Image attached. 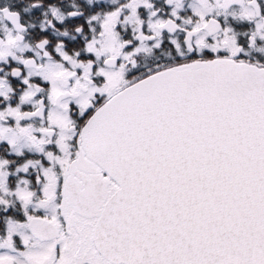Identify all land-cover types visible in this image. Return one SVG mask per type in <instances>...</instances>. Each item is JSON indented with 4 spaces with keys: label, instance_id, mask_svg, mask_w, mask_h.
<instances>
[{
    "label": "snow or ice",
    "instance_id": "obj_1",
    "mask_svg": "<svg viewBox=\"0 0 264 264\" xmlns=\"http://www.w3.org/2000/svg\"><path fill=\"white\" fill-rule=\"evenodd\" d=\"M0 264H264V0H0Z\"/></svg>",
    "mask_w": 264,
    "mask_h": 264
}]
</instances>
